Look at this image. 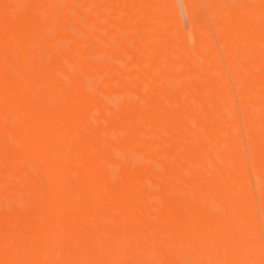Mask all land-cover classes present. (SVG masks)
Returning a JSON list of instances; mask_svg holds the SVG:
<instances>
[{"label":"bare ground","instance_id":"obj_1","mask_svg":"<svg viewBox=\"0 0 264 264\" xmlns=\"http://www.w3.org/2000/svg\"><path fill=\"white\" fill-rule=\"evenodd\" d=\"M166 1L191 38L160 0H0V264H46L56 241L59 264L254 254L236 242L264 227V0L214 1L240 27L217 32L224 65L195 1Z\"/></svg>","mask_w":264,"mask_h":264},{"label":"rangeland","instance_id":"obj_2","mask_svg":"<svg viewBox=\"0 0 264 264\" xmlns=\"http://www.w3.org/2000/svg\"><path fill=\"white\" fill-rule=\"evenodd\" d=\"M194 1H195L194 5H196V6H194V7H196L194 15L197 16V17L194 16V18H195L194 20H196V18H197V20L195 21V24H196L195 27L197 28V30H196L197 31V36L199 35V33H198L199 31H201L202 33L206 32V33L210 34V37L212 39L211 40L212 41V45L215 47V50H216V52L218 54V59L224 65L226 56L221 51V46L222 45H221V42L219 41V39L217 37V32L220 31V30H234V29L235 30H237V29L239 30L240 27L238 25L237 26H235V25H226V24H223L221 22L220 23L216 22V19L218 18L217 16H219V18H221V17L224 16V13H223V15H218V14H221V13H219L218 10H217L218 13L215 12V10H216V8L214 7V4H215L214 1L215 0H194ZM224 1L227 2V0H222V3ZM230 1L228 0V2H230ZM249 1H254V0H249ZM226 2L224 4H226ZM232 2H236L237 3L238 0L237 1L236 0L235 1L232 0ZM160 3H161L162 10H163V12H162L163 15L161 16V18H162L161 19V21H162L161 25L163 26L164 30L169 33V35L172 38L171 40L175 41V43L176 42H181L185 38V35H186V38L188 39V37H190L191 34L189 32L190 25H189L187 17L182 13L181 10H179L180 11L179 13H180V19L181 20H180V22H178L170 14V8H169L168 2L166 0H163V1L160 0ZM176 3H177L178 8H180L178 0H176ZM212 7H214V8H212ZM248 9H249V11L250 10L253 11V8H249L248 7ZM82 20H84V19H82ZM263 27H264V24H263ZM249 28H251V27H249ZM188 34L190 36H188ZM197 36H195V37L193 36L194 37L193 41H196ZM200 36H201V34H200ZM198 38H200V37H198ZM193 41H190V42L194 43ZM168 45L172 46L173 43L171 44L170 42H167V46ZM108 55H107V57H109ZM106 59L109 60V61L110 60L111 61H115V59H112L110 57L106 58ZM225 73H226V76L228 78H230L229 72L226 69V67H225ZM229 84H230V91L233 94L234 102H235V104L237 106L238 105V101L236 99L237 98L236 97V92H235L234 86H233V84H232L230 79H229ZM116 85H118L117 82H115V86ZM114 96L116 97V95H114ZM250 178H251V175H250ZM14 180L15 179H13L11 181L10 180L8 181L9 183H11L10 185L14 189H17V187H18L19 190H22V186L25 187V185L27 184L26 186H28V188L25 187V189L27 191L32 192L34 190L33 183H30V181H27V179H24L25 183H24V181L22 182L21 179L18 182L14 181ZM16 183L18 185L17 187H16ZM29 184H30V186H29ZM85 200H86V204L89 206V208L94 209L96 207L97 203H96V201H95V199L93 198L92 195L87 194L86 197H85ZM236 243H237L236 247L252 250V251H254L253 252L254 254H252V255L249 254V256L247 254H244V255H241V256H237V255L233 256V257L228 259L229 264H264V227L263 226H261V225L258 226L256 233L254 234L253 238L250 241H248V242H236ZM52 246H53L52 257L50 256V259H49V261H47L46 264H59L61 261L64 260L63 254L60 251V243L58 241H56V242L53 243ZM234 246H235V244H234ZM154 248H155V245H154L153 241H151L149 239L146 240L144 242V244H143L144 253H149ZM132 252L133 251L131 249H127L125 251V253L123 254V256H122L123 260L125 262H127V264H131L129 262H130V255L132 254ZM24 262L26 264H36L37 263L36 261H34L31 258H29V259L26 258L24 260ZM124 264H126V263H124ZM187 264H190V263H187Z\"/></svg>","mask_w":264,"mask_h":264}]
</instances>
